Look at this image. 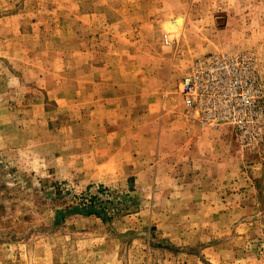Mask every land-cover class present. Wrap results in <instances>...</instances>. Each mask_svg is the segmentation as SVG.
<instances>
[{
	"label": "rangeland",
	"instance_id": "obj_1",
	"mask_svg": "<svg viewBox=\"0 0 264 264\" xmlns=\"http://www.w3.org/2000/svg\"><path fill=\"white\" fill-rule=\"evenodd\" d=\"M0 264H264V0H0Z\"/></svg>",
	"mask_w": 264,
	"mask_h": 264
},
{
	"label": "built area",
	"instance_id": "obj_2",
	"mask_svg": "<svg viewBox=\"0 0 264 264\" xmlns=\"http://www.w3.org/2000/svg\"><path fill=\"white\" fill-rule=\"evenodd\" d=\"M198 80H199V76H194L191 75L190 77H188L185 80V84H186V97H187V102L188 103H196L197 99H196V89L198 86Z\"/></svg>",
	"mask_w": 264,
	"mask_h": 264
},
{
	"label": "bare ground",
	"instance_id": "obj_3",
	"mask_svg": "<svg viewBox=\"0 0 264 264\" xmlns=\"http://www.w3.org/2000/svg\"><path fill=\"white\" fill-rule=\"evenodd\" d=\"M182 26H183V18H178L177 17L175 20H172L170 22L165 23V26L164 27H165V29L168 32H178V31H180V28Z\"/></svg>",
	"mask_w": 264,
	"mask_h": 264
}]
</instances>
